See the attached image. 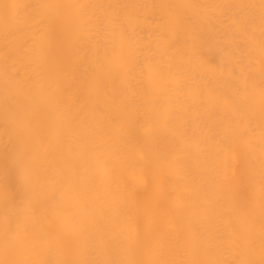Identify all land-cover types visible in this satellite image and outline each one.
<instances>
[{
  "label": "bare ground",
  "instance_id": "bare-ground-1",
  "mask_svg": "<svg viewBox=\"0 0 264 264\" xmlns=\"http://www.w3.org/2000/svg\"><path fill=\"white\" fill-rule=\"evenodd\" d=\"M0 264H264V0H0Z\"/></svg>",
  "mask_w": 264,
  "mask_h": 264
}]
</instances>
